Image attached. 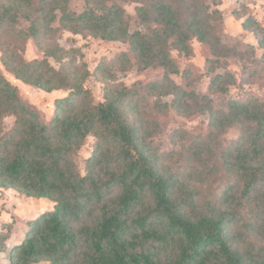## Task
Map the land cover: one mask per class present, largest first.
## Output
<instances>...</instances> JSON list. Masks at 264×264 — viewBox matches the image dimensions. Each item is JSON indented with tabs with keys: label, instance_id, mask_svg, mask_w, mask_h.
Segmentation results:
<instances>
[{
	"label": "trees",
	"instance_id": "1",
	"mask_svg": "<svg viewBox=\"0 0 264 264\" xmlns=\"http://www.w3.org/2000/svg\"><path fill=\"white\" fill-rule=\"evenodd\" d=\"M119 1L84 0L77 11L71 0H0L3 67L45 91H70L56 99L48 123L0 69V188L55 204L30 222L9 258L13 264H264V101L234 98L215 109L210 96L171 77L179 72L172 49L189 55L193 39L210 46L211 70L240 53L223 38L221 10L207 0H125L138 4L142 21L157 25L143 32L132 31ZM244 25L264 44V26L252 17ZM61 30L128 42L140 69L166 72L131 87L108 83L104 100L95 101L85 87L90 72L57 42ZM30 40L42 58L25 57ZM119 59L126 65L130 55L121 52ZM97 72L112 77L105 61ZM235 81L232 72H217L210 88L224 93ZM149 95H174L180 112H208V135L184 132L183 153L160 151L149 140ZM167 106L157 101L155 109ZM8 116L15 124L4 132ZM234 125L239 137L223 146L221 136ZM90 135L97 141L83 173L76 156ZM185 153L187 163L174 170L169 159ZM221 168L228 180L208 190Z\"/></svg>",
	"mask_w": 264,
	"mask_h": 264
},
{
	"label": "rangeland",
	"instance_id": "2",
	"mask_svg": "<svg viewBox=\"0 0 264 264\" xmlns=\"http://www.w3.org/2000/svg\"><path fill=\"white\" fill-rule=\"evenodd\" d=\"M120 4L126 11L132 31L140 30L150 32L155 29V23H146L140 19L135 8L136 2L120 0ZM213 8H218L222 13L223 38L226 42L236 45L240 51L235 57L221 59L215 70L210 69V59L215 58L207 43L193 39L191 53L186 55L172 49L179 72L171 74L174 81L189 91H195L200 95H208L215 109L226 108L229 100L234 98H257L264 101V44H260L262 35H256L248 29L244 22L248 17L254 18L259 25L264 26V0H207ZM71 7L82 11L85 7L84 0H71ZM54 26H58L54 23ZM57 42L64 49L71 52L74 65L83 63L90 72L85 81L95 101L105 98L108 83L116 87H131L133 84H145L149 81L162 78L165 74L163 67H150L140 69L136 59L130 51V44L118 40H107L95 37L87 33H73L61 30L57 35ZM128 52L130 61L125 65L119 59L121 52ZM24 55L28 60L42 58L44 52L40 50L32 40L25 45ZM1 57V51H0ZM74 58V59H73ZM107 62L111 68V79L97 72L101 62ZM0 69L11 82L18 86L20 97L30 108L37 110L45 122H51L56 113V99L67 96L69 90L45 91L34 85L26 84L16 79L7 71L0 60ZM230 71L235 75L236 81L231 84L227 92H215L210 88L212 77L217 73ZM144 92V89L142 90ZM174 95L155 96L149 95L150 104L146 116V124L154 132L150 142L160 151L173 150L175 153L184 152L187 141L181 138L182 134L208 135L209 113L178 111L173 106ZM157 101L168 104L166 109L157 110ZM15 124V118L8 116L4 119L3 130L9 131ZM240 126L234 125L221 136L223 146L231 140L239 137ZM97 138L88 136L83 146L77 152V163L85 173L86 159L92 154ZM182 154L174 159H169L168 164L178 170L185 166L186 157ZM228 180L221 168L213 177H210L206 185L208 190L222 187ZM229 182V181H228ZM205 185V186H206ZM54 202L49 198H34L23 194L14 188H0V264H13L8 256V249L19 244L26 231L30 228V222L35 220L44 211L54 209ZM238 224H234L235 228ZM34 264H50L48 261H40Z\"/></svg>",
	"mask_w": 264,
	"mask_h": 264
}]
</instances>
